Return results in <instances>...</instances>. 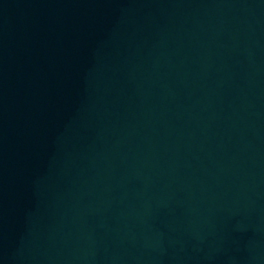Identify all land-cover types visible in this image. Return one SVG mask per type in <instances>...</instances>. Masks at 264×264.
Instances as JSON below:
<instances>
[{
    "label": "water",
    "instance_id": "obj_1",
    "mask_svg": "<svg viewBox=\"0 0 264 264\" xmlns=\"http://www.w3.org/2000/svg\"><path fill=\"white\" fill-rule=\"evenodd\" d=\"M0 264H264V0H0Z\"/></svg>",
    "mask_w": 264,
    "mask_h": 264
}]
</instances>
